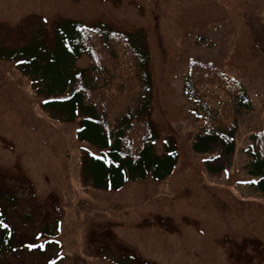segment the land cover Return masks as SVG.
<instances>
[{
  "label": "rangeland",
  "instance_id": "rangeland-1",
  "mask_svg": "<svg viewBox=\"0 0 264 264\" xmlns=\"http://www.w3.org/2000/svg\"><path fill=\"white\" fill-rule=\"evenodd\" d=\"M61 19L145 37L157 153L172 136L179 161L165 181L93 188L81 160L100 150L77 139V122L44 111L17 64L0 59V179L17 199L16 229L29 245L50 243L42 256L29 247L4 264H114L129 256L136 264H264V195L245 168L251 137L264 132V0H0V46L34 37L52 43ZM197 61L237 78L252 101L234 154L219 145L192 150L201 124L183 82ZM90 65L88 57L77 62Z\"/></svg>",
  "mask_w": 264,
  "mask_h": 264
},
{
  "label": "trees",
  "instance_id": "trees-1",
  "mask_svg": "<svg viewBox=\"0 0 264 264\" xmlns=\"http://www.w3.org/2000/svg\"><path fill=\"white\" fill-rule=\"evenodd\" d=\"M53 35L52 43L34 37L18 48L0 46V59L17 64L43 98L44 111L63 122H77V139L100 150L97 155L82 156L85 182L97 190L117 192L129 182L164 181L172 176L179 161L175 139L166 137L163 153L156 151L161 135L151 118L153 78L145 37L117 31L103 22L86 26L74 19L58 21ZM84 56L91 62L87 70L77 67ZM183 96L201 124L193 151L208 154L219 145L226 154H233L240 118L253 110L245 86L221 69L197 61L189 65ZM251 141L245 168L264 195V132L254 134ZM10 192L0 179V264L10 255L29 250L28 240L12 220L17 199ZM31 216L23 219L31 221ZM35 243L31 250L41 256L50 245ZM114 264L136 263L129 256Z\"/></svg>",
  "mask_w": 264,
  "mask_h": 264
},
{
  "label": "snow or ice",
  "instance_id": "snow-or-ice-1",
  "mask_svg": "<svg viewBox=\"0 0 264 264\" xmlns=\"http://www.w3.org/2000/svg\"><path fill=\"white\" fill-rule=\"evenodd\" d=\"M3 227L7 228L8 226L7 225H2ZM29 247H33L32 245H29Z\"/></svg>",
  "mask_w": 264,
  "mask_h": 264
}]
</instances>
